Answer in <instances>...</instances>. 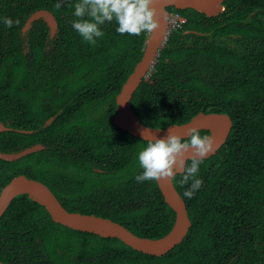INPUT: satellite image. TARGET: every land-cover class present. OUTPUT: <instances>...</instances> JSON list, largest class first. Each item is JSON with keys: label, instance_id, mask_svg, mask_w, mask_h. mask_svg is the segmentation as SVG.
I'll return each instance as SVG.
<instances>
[{"label": "trees", "instance_id": "trees-1", "mask_svg": "<svg viewBox=\"0 0 264 264\" xmlns=\"http://www.w3.org/2000/svg\"><path fill=\"white\" fill-rule=\"evenodd\" d=\"M73 0H0V152L36 144L43 151L0 159V194L25 175L45 184L69 212L122 224L136 236L165 237L176 214L157 181L138 183L142 139L114 124L116 99L141 61L149 34L116 33L107 23L95 44L71 28ZM215 17L168 7L186 22L168 35L149 78L131 100L150 128L189 122L200 113L227 114L232 131L200 166L203 186L183 197L192 226L164 256L139 252L120 239L67 228L28 195L17 196L0 219L3 264H264V0H225ZM39 10L56 18L39 19ZM210 135L209 131H200Z\"/></svg>", "mask_w": 264, "mask_h": 264}, {"label": "water", "instance_id": "water-1", "mask_svg": "<svg viewBox=\"0 0 264 264\" xmlns=\"http://www.w3.org/2000/svg\"><path fill=\"white\" fill-rule=\"evenodd\" d=\"M224 1L225 0H154L152 7L158 11L157 19L159 20L160 27L155 30V32L149 34L141 61L137 64L133 73L128 77L121 92L117 96V108L114 116L115 125L129 134L142 139L140 133L147 126L143 125L135 116L131 108V100L141 83L144 80L147 81L149 78L153 67L157 63V58L168 40L169 14L166 9L168 7H174L176 9H194L205 13L208 17H215L225 10ZM39 19H46L48 21L51 36L55 37L58 23L55 16L48 10H39L31 15L23 31H28L32 27V24ZM162 19L165 20L164 24ZM131 118L135 120L140 128L132 124ZM185 127H197L200 131H209V136L215 137V151L210 154V156H212L226 143L233 128V120L227 114L200 113L189 122L181 125L175 124L164 129L148 128L160 131L159 133L153 131L151 135L162 138L167 136L169 131H174L177 134L183 135V133L187 131ZM12 130L13 129L0 122V133ZM184 138L186 139L187 137ZM44 149L45 146L42 144H36L17 153L0 152V159L8 162H15L30 154L43 151ZM157 184L166 203L176 214L173 229L161 239L155 240L136 236L122 224L107 218L69 212L61 205L53 192L45 184L30 179L25 175L14 177L3 188L0 194V219L17 196L28 195L32 200L43 205L52 220L58 224L73 230L94 233L102 237L117 238L127 246L139 252L160 257L166 255L184 241L192 226V222L189 217L187 205L176 190L173 179H162L157 181ZM0 264L3 263L0 262Z\"/></svg>", "mask_w": 264, "mask_h": 264}, {"label": "clouds", "instance_id": "clouds-1", "mask_svg": "<svg viewBox=\"0 0 264 264\" xmlns=\"http://www.w3.org/2000/svg\"><path fill=\"white\" fill-rule=\"evenodd\" d=\"M153 3L154 0H73L71 28L90 44L102 38L103 26L112 22L117 25L115 31L120 35L151 34L160 27L158 11L152 7ZM63 5L64 0H56L57 8ZM0 23L12 28L13 24H19L20 21L3 17ZM185 128L187 131L183 135L169 131L162 138L151 135L153 131H160L148 127L141 131L145 143L136 156L142 169L135 176L136 182L171 180L177 174H182L179 184L187 185L183 197L194 198L204 183L199 176L200 166L215 151V143L211 136L201 135L197 127Z\"/></svg>", "mask_w": 264, "mask_h": 264}, {"label": "built area", "instance_id": "built-area-1", "mask_svg": "<svg viewBox=\"0 0 264 264\" xmlns=\"http://www.w3.org/2000/svg\"><path fill=\"white\" fill-rule=\"evenodd\" d=\"M186 22V19H184L181 16L178 15H171L170 19L168 21V35L173 31L177 30L178 28L181 27L183 23Z\"/></svg>", "mask_w": 264, "mask_h": 264}, {"label": "bare ground", "instance_id": "bare-ground-1", "mask_svg": "<svg viewBox=\"0 0 264 264\" xmlns=\"http://www.w3.org/2000/svg\"><path fill=\"white\" fill-rule=\"evenodd\" d=\"M201 1H206V0H201ZM162 21H163V24H164V23H165V20L162 19ZM131 122H132V124H133L134 126L140 128V126L135 122L134 119L131 118ZM212 138L215 140V137H214V136H212Z\"/></svg>", "mask_w": 264, "mask_h": 264}, {"label": "rangeland", "instance_id": "rangeland-1", "mask_svg": "<svg viewBox=\"0 0 264 264\" xmlns=\"http://www.w3.org/2000/svg\"><path fill=\"white\" fill-rule=\"evenodd\" d=\"M170 16H171V15L168 16V17H169V18H168V21H169V19H170Z\"/></svg>", "mask_w": 264, "mask_h": 264}]
</instances>
